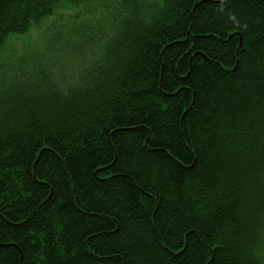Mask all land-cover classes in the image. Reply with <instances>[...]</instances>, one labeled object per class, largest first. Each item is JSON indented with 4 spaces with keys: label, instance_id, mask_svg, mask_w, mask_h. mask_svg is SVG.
I'll use <instances>...</instances> for the list:
<instances>
[{
    "label": "trees",
    "instance_id": "16d2710c",
    "mask_svg": "<svg viewBox=\"0 0 264 264\" xmlns=\"http://www.w3.org/2000/svg\"><path fill=\"white\" fill-rule=\"evenodd\" d=\"M63 4L69 49L4 58ZM263 249L264 0H0V264Z\"/></svg>",
    "mask_w": 264,
    "mask_h": 264
},
{
    "label": "rangeland",
    "instance_id": "374dc122",
    "mask_svg": "<svg viewBox=\"0 0 264 264\" xmlns=\"http://www.w3.org/2000/svg\"><path fill=\"white\" fill-rule=\"evenodd\" d=\"M77 10L78 8L74 9L71 5L63 4L54 8L50 15L42 18L38 26H32L27 32L20 35H11L5 49L4 58H6V55L9 56L11 54H15V58H20L24 56L26 49H28L30 45L34 46V48H42L46 45L50 46L55 36L59 35H63L67 40H58V42L67 43V49H69L70 44L68 41H70V43L74 41V39L68 37L71 35L69 31L72 30L74 26L73 21H85L83 17H77ZM92 20H94V18H92ZM75 42L79 45L77 38H75ZM55 45H57V42ZM2 63L4 62H1V64Z\"/></svg>",
    "mask_w": 264,
    "mask_h": 264
}]
</instances>
